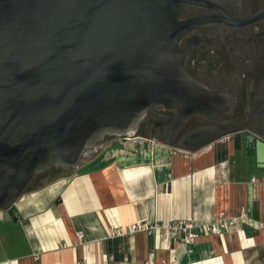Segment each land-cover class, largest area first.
I'll list each match as a JSON object with an SVG mask.
<instances>
[{"label": "water", "instance_id": "obj_1", "mask_svg": "<svg viewBox=\"0 0 264 264\" xmlns=\"http://www.w3.org/2000/svg\"><path fill=\"white\" fill-rule=\"evenodd\" d=\"M211 1L0 0V209L107 136L135 134L152 106L177 112L164 122L169 146L188 118L229 111L188 76L180 46L191 30L181 8ZM240 131L198 129L178 148L195 153ZM257 162L264 170V140Z\"/></svg>", "mask_w": 264, "mask_h": 264}, {"label": "crops", "instance_id": "obj_2", "mask_svg": "<svg viewBox=\"0 0 264 264\" xmlns=\"http://www.w3.org/2000/svg\"><path fill=\"white\" fill-rule=\"evenodd\" d=\"M104 140L69 175L0 209V264H264V231L244 224L187 246L181 234L128 232L243 210L263 220L264 170L238 155L235 136L195 153L138 131Z\"/></svg>", "mask_w": 264, "mask_h": 264}, {"label": "flooded vegetation", "instance_id": "obj_3", "mask_svg": "<svg viewBox=\"0 0 264 264\" xmlns=\"http://www.w3.org/2000/svg\"><path fill=\"white\" fill-rule=\"evenodd\" d=\"M211 2V8L185 4L179 11L178 20L191 23V30L180 41L186 53L184 69L196 84L222 97L231 108L188 118L173 135V144L178 147L202 128L219 133L240 128L234 135L239 147L245 156H254L259 167L257 142L264 140V0ZM176 115L174 110L152 106L137 131L166 140L164 122Z\"/></svg>", "mask_w": 264, "mask_h": 264}, {"label": "built area", "instance_id": "obj_4", "mask_svg": "<svg viewBox=\"0 0 264 264\" xmlns=\"http://www.w3.org/2000/svg\"><path fill=\"white\" fill-rule=\"evenodd\" d=\"M262 180L264 181V176L262 177ZM258 179H253V182H258ZM240 224H244L253 230H263L264 231V219L258 220L252 216H250L246 210H243L239 216L230 218L227 217L225 214H221L219 220L215 222L214 224H204L201 226H195L194 224L181 220L180 221H174L172 223H169L167 225H160V226H147V224L144 223H138L132 226L128 227L129 233H136L138 231H148L150 233L152 232H158V233H168L172 236H178L181 234L183 236V245L187 246L195 240L200 235L203 234H213V235H221L225 232H232L236 230ZM240 231V230H239ZM114 235L121 236L124 234V231L122 229H116L114 230ZM82 239V237H79Z\"/></svg>", "mask_w": 264, "mask_h": 264}, {"label": "rangeland", "instance_id": "obj_5", "mask_svg": "<svg viewBox=\"0 0 264 264\" xmlns=\"http://www.w3.org/2000/svg\"><path fill=\"white\" fill-rule=\"evenodd\" d=\"M140 134V132H138ZM112 136H107L104 141L110 139ZM95 149V148H94ZM91 149L90 151H92ZM88 152L85 157L91 156L94 153ZM238 155L241 157L242 156V149L238 151ZM242 158V157H241ZM84 159V158H83ZM82 159V160H83ZM73 169H64V168H59V167H53L50 170L46 171V173L42 176V178H39L36 183L34 184L35 186L40 185L41 183H45L46 180H53L62 176H67L71 173Z\"/></svg>", "mask_w": 264, "mask_h": 264}]
</instances>
